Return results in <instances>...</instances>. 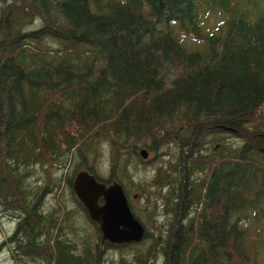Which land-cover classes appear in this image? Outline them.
Listing matches in <instances>:
<instances>
[{
    "label": "trees",
    "instance_id": "1",
    "mask_svg": "<svg viewBox=\"0 0 264 264\" xmlns=\"http://www.w3.org/2000/svg\"><path fill=\"white\" fill-rule=\"evenodd\" d=\"M10 3L0 22V204L17 217L14 250L42 264H98L93 253L73 254L78 242L60 232L65 215L43 214L39 198L64 178L88 216L72 176L95 172L105 141L108 175H94L106 183L125 177L142 147L149 160L164 146L177 151L156 166L155 192L129 204L145 233L128 244H147L120 264H156L159 256V264H260L264 2ZM214 9L227 14L209 29L203 18ZM183 40L202 45L186 48ZM38 167L40 184L28 181ZM163 211L172 215L165 228L156 219Z\"/></svg>",
    "mask_w": 264,
    "mask_h": 264
},
{
    "label": "rangeland",
    "instance_id": "2",
    "mask_svg": "<svg viewBox=\"0 0 264 264\" xmlns=\"http://www.w3.org/2000/svg\"><path fill=\"white\" fill-rule=\"evenodd\" d=\"M257 0H233V4H240L242 7L240 9H247V6L253 5ZM11 1H6V6L1 7L3 14L0 18V22L5 19L4 13L7 7H11ZM237 2V3H236ZM260 2H264V0H260ZM24 6V5H23ZM25 7V6H24ZM24 9V8H23ZM1 10V9H0ZM6 14V13H5ZM226 12L218 11L216 9L208 12L204 15V23L203 26L209 29H213L216 27V24L226 16ZM21 19L23 23L26 20V15L22 16ZM40 24V22H37ZM33 25V24H30ZM41 42H47L43 41ZM183 44L186 48H193L196 46L195 44L201 47V42H189L188 40H183ZM101 151L102 153L99 157L96 158L94 164V173L101 176L106 177L109 171V157H108V147L105 141H100ZM172 150V151H171ZM167 151V152H165ZM139 154V153H138ZM153 153H150L149 156L142 157L140 154V159L136 156H132L131 163L127 166L126 171L128 172L125 177L121 178L119 181L125 190V193L128 197L129 204L136 206H141L143 201L146 200L145 191L155 192L154 187L150 186V181L155 172V168L159 163L167 164V160H172L177 156V151L169 149L164 146L159 149V155L152 160H149L152 157ZM143 160H142V159ZM75 167L74 162H69L68 172ZM117 167V166H116ZM41 169L38 167L36 170H31L28 174V181H34L36 184H40V180L35 181V176L37 174H41ZM55 174L59 173V170H55ZM113 180H117L114 178ZM118 181V180H117ZM65 179L63 178L59 187L55 189V191H51V189L42 192L40 200V210L43 214H49L55 210V212H62L65 215V221L67 224L63 226L61 233L64 232L67 237H70L76 243L78 242V248H72L73 254L77 251V253H85L90 252L97 255L98 264H120L123 257L126 258L127 261H132L134 254L139 250L138 248H143L147 243L145 241L142 243L144 246L138 245V243L128 244L122 243L124 245H107L105 241L100 244V232L95 223H92L91 219L88 216H85L83 212H81V208L79 203L75 201L72 195L69 193V189L63 185ZM33 184V183H32ZM35 189V188H34ZM144 190V191H143ZM59 191V192H58ZM75 195V194H74ZM76 197V196H75ZM77 199V198H76ZM0 204V264H42L41 261H34V255L32 253L23 254L19 250H14L15 244L13 241V236H15L14 228L16 227L17 217L10 216L7 213V209L2 211ZM162 206V205H161ZM142 215H144V211L141 210ZM182 218V216H181ZM157 222H161L162 227L165 228L169 219H172V215L170 213L161 212L156 217ZM188 216L186 217V221ZM148 222H151L148 220ZM248 222H252V217L244 216L242 218V223L246 225ZM155 223V222H151ZM21 226V225H19ZM20 228V227H19ZM14 230V231H13ZM51 232V236L53 237L55 232V227L52 230L48 229ZM156 232V231H155ZM261 238L264 239V230L260 234ZM261 256H260V264H264V241L262 242L261 248ZM17 255H21L18 257ZM83 261L87 259L84 255L82 257ZM162 257L159 256V264ZM88 264V262H86Z\"/></svg>",
    "mask_w": 264,
    "mask_h": 264
},
{
    "label": "water",
    "instance_id": "3",
    "mask_svg": "<svg viewBox=\"0 0 264 264\" xmlns=\"http://www.w3.org/2000/svg\"><path fill=\"white\" fill-rule=\"evenodd\" d=\"M138 152L142 157L149 153L145 147ZM71 187L89 219L96 223L100 241L122 244L144 237L145 227L133 213L119 181L105 183L93 172L78 169L72 176Z\"/></svg>",
    "mask_w": 264,
    "mask_h": 264
},
{
    "label": "flooded vegetation",
    "instance_id": "4",
    "mask_svg": "<svg viewBox=\"0 0 264 264\" xmlns=\"http://www.w3.org/2000/svg\"><path fill=\"white\" fill-rule=\"evenodd\" d=\"M233 219H234V217H233V215H232L231 220H233ZM103 241H104V240H103ZM103 241H100V244H102Z\"/></svg>",
    "mask_w": 264,
    "mask_h": 264
}]
</instances>
